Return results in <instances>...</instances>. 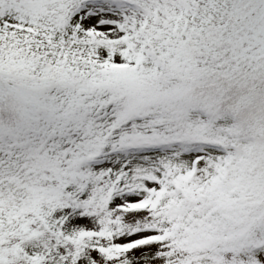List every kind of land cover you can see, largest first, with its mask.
<instances>
[{"label":"snow or ice","instance_id":"snow-or-ice-1","mask_svg":"<svg viewBox=\"0 0 264 264\" xmlns=\"http://www.w3.org/2000/svg\"><path fill=\"white\" fill-rule=\"evenodd\" d=\"M0 264H264V0H0Z\"/></svg>","mask_w":264,"mask_h":264}]
</instances>
